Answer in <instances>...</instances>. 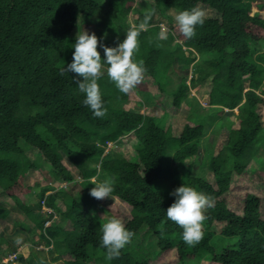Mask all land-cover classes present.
<instances>
[{
	"label": "trees",
	"instance_id": "obj_1",
	"mask_svg": "<svg viewBox=\"0 0 264 264\" xmlns=\"http://www.w3.org/2000/svg\"><path fill=\"white\" fill-rule=\"evenodd\" d=\"M255 1L153 0L146 7L167 18L172 29L166 40H157L161 26L151 19L149 29L141 32L135 59L142 60L147 71L133 93L122 94L105 71L98 84L107 114L96 118L83 105L85 95L75 82L82 78L75 73L60 75L59 70L73 62V31L80 17L96 23L94 33L101 43L117 47L130 29L125 23L129 13L138 15V24L143 20L145 13L134 7L137 0H0V189L15 203L6 208L0 202V217L13 210L27 216L33 225L31 233L39 231L40 241L52 245L51 257L63 259V264H89L94 255L104 264H151L132 250L145 232L155 237L161 253L174 254L180 264L201 260L264 264V193L252 187L255 181L264 185V158L257 156L264 142V18L251 15ZM193 8L204 10L208 18L202 27L197 26L194 38L186 39L175 16ZM105 12L113 17L107 18ZM120 22L123 27L114 24ZM104 28L117 32V39L102 38ZM97 50L106 59L103 48ZM177 61L189 76L191 67L199 64L191 70L190 83L182 78L169 89L166 83L173 81L169 74L175 72ZM150 79L157 94L172 97L166 99L170 108L161 116L145 114V103L138 97L141 87L148 89ZM245 81H249L248 90ZM192 89L201 97L210 96L212 113L199 111L201 98H191ZM134 99L137 107L127 109L125 104ZM183 104L191 106L194 116L181 113ZM216 112H223L221 122H215ZM168 115L173 124H168ZM232 115L235 122L229 120ZM226 130L230 133L225 137ZM208 133L215 136L212 143L206 140ZM129 136L135 139L130 143L134 155L115 148L107 151L110 143L129 140ZM31 150L37 152L36 161ZM66 158L89 194L95 187L94 177L100 182L114 178L112 195L133 207L125 226L135 235L118 259L105 260L106 250L100 246L104 222L99 217L73 196L61 212L57 201L59 193H65L63 188L47 196L57 187L42 186L48 179L46 164L56 183L77 181L78 176L65 166ZM95 160L99 164L91 165ZM196 160L208 169L207 177L193 175ZM31 171L43 174V180L27 185L25 178ZM247 176L253 190L246 191L244 207L236 211L229 195L238 187L246 190L248 185L236 181ZM184 184L215 199L206 212L203 238L192 247L183 242V229L166 216L175 201L170 194ZM35 190L37 207L45 201L53 209L47 218L31 209L30 195ZM54 212L70 221L71 228L57 221L47 226ZM219 223L225 224L221 233L214 228ZM5 240L0 236V246ZM7 241L9 248L0 249V261L19 250L8 237ZM43 253L34 249L33 255Z\"/></svg>",
	"mask_w": 264,
	"mask_h": 264
},
{
	"label": "rangeland",
	"instance_id": "obj_2",
	"mask_svg": "<svg viewBox=\"0 0 264 264\" xmlns=\"http://www.w3.org/2000/svg\"><path fill=\"white\" fill-rule=\"evenodd\" d=\"M152 3H154L153 0L152 1L151 0H137L134 7L135 9H138L140 12L145 13L146 11L149 10L146 6L151 5ZM112 14L113 13L111 12L110 13L105 12V16L107 18H112L113 17ZM251 15L260 16L261 18H264V0H258L254 2L253 8L251 10ZM205 18H208V17H205ZM138 20H139L138 15L134 13L132 14L129 13V16L126 18L125 23L126 25L131 27L132 25H137ZM152 20H153L154 25H157V24H160V26L164 25V27L167 29L166 35L172 29V25L169 23V20L165 17H162L157 10L155 11V14L153 15ZM114 24L118 25L119 28L124 26L122 22H120L119 24L117 23H114ZM96 28H97L96 23L92 21H88L85 17H80L73 31V37L76 38L79 30L80 31L85 30L89 34H92L96 30ZM161 31H162V28H161ZM104 32L105 33L103 34L102 38H105V39H108V38L115 39L116 38L117 39L118 37L117 32L113 33V32L106 30L105 28H104ZM261 47L264 50V45H261ZM186 55L188 57H194V55H191L189 52H187ZM198 64H199L198 62L197 64H194V67H191V70H194V68H196ZM173 67L175 68L174 69L175 72L174 73L171 72V74H169V76L172 78L173 81L166 83L169 89L170 87H176V85L180 83L182 78H184L188 83H190V79L192 76L191 70H190L191 73L189 76V74L186 73V71L182 67L181 62L179 61H177L173 65ZM105 71H106V67H105ZM150 80L152 82H150ZM150 80L146 84L148 89L141 87L140 91H138V97L145 103V106L143 108V112L145 114H148V115L153 114L155 116H159V115L161 116L165 112H167L166 108L167 109L170 108L169 106L166 105L167 103L166 99L170 100L172 99V97L169 98L164 94H159V93L157 94L155 90V84L153 83L152 79ZM245 82H246L245 89L248 90L249 81H245ZM190 95H191L190 96L191 98H194V97L201 98L200 102L203 105V109L201 110V108H199V111L202 114L203 112L207 113L209 109H210V112L212 113V109L214 107L211 108L210 96L208 94H205L204 97H201L196 90L192 89L190 91ZM262 97L264 99V95H262ZM136 101L137 100L135 99L129 100V102L125 104L126 105L125 107L127 109L137 107L138 102ZM158 101L161 102V105L157 104ZM180 111L182 114L190 115V116L192 114L194 116L191 110V106L189 105L183 104ZM227 111H230V110L226 109V112ZM235 112H231V113H235ZM215 114L217 115L215 116L216 121L221 119V117H223L224 115L223 112H218V113L216 112ZM229 120L235 122L237 119L235 115H232L229 117ZM171 121H172V118L170 115H168V119H167L168 124L169 123L173 124V122ZM226 132H227L226 134L225 132H223V134H225V137L229 136V133H230L228 132V130H226ZM214 139H215V136L213 135V133L207 134L206 140H208L209 143H212ZM129 140L121 139L120 143H110L107 147V151L112 148H115L117 149V151L121 152L122 154H127L131 157L132 154L134 155V151L132 150L130 143H133L135 139L129 136ZM29 153L34 161L38 159L36 151L31 150L29 151ZM202 155H203V152H202ZM257 156L264 158V142L260 144L259 150L257 152ZM41 162L45 166L44 162L43 161ZM64 163L67 169L72 174H75L78 176L77 181L73 182L72 184H67L65 182L56 183V181L54 180L55 178H53L52 175L50 174V171L47 170L48 165L46 164V170L44 171V174L46 175L48 174V179L46 178L47 182L42 183L43 187L48 186V185L57 187V190L48 191L47 196L50 194L56 195L57 193L60 192L61 188L65 190V193H59L58 195L57 206L61 210V212L66 211L65 202L69 196H73L81 205H83L88 210L92 211L103 222H106L108 219L115 217V218L121 219L124 222V224H126V222L131 217L130 213L133 209V207L129 203L113 195L109 199H105V200H97L91 197L88 190L81 184L83 179L79 177L78 170L76 169V167H74V165L67 158L64 160ZM98 164H99V161L97 160L91 163V165H94V166ZM192 164H194V168L192 172L194 176H201V177L208 176V173H207L208 169L202 167L201 163H199L196 160V162ZM186 165L188 166L189 164L186 163ZM40 174L41 173H39L38 171L29 172L25 178L26 184L27 185L35 184L36 181L42 179L43 174L42 175ZM250 179L251 177L247 176L245 178H242L236 181L237 183H243L244 186H247V185L248 186L245 191L241 190L238 187L234 189V192L232 193V195H229L231 199L228 202L231 205L232 209H235L236 211H241L243 209L244 207L243 198L247 190H253L254 188L257 190H261L260 193H264L263 192L264 185H261V186L256 185V181H255V182H252L253 183V186H252L253 188H252ZM95 181H97L98 183L100 182L99 180H96V179ZM30 197H31L30 206H31L32 211L47 218L48 214H50L53 211V209L48 208L45 201L41 202V208L37 207L38 195H37L36 190L34 191V194H32V196L30 195ZM0 202L6 208H9L15 205L14 201L9 197V195L1 189H0ZM53 221H57L63 225L66 224L65 226H67V228H71V225H72L70 221H65L61 213H58V212L53 214V217L47 221V226L51 225ZM31 223H32L31 220H29L27 216L15 210L11 211L5 218L0 217V236L6 237V240H5L6 243L2 244L0 246V249L9 248L7 237L10 243L12 245L18 246V249H19L18 252L14 254V255H17V258L14 261H10V259H8L9 255H7L3 258L2 261H0V264H30L29 263L30 259L34 260L35 264H42L43 260L46 261L47 264H63V259H53L51 257V254L50 252H48V250L52 247V245L48 246L46 243H43L40 241L41 238H40L39 231H36L34 234L31 233V228L33 226L31 225ZM224 225H225L224 223L215 224L214 228L216 229V231L221 233ZM146 233L147 232H145V234H143V237L140 239V243H139L140 245H138L137 247V243H136V247L132 249L134 252L141 253L140 255L145 257V259L152 261L151 264H180L174 254L161 253V251L158 249L156 245L155 237L152 236L151 234H149L148 236H145ZM130 245L131 243L129 244L128 247H130ZM34 249H37L39 251H44L45 253H43L41 257H37V255L34 256L33 255ZM21 255H22V259H21ZM89 264H104V262L101 261L100 259H97L96 255H94L92 260H90ZM198 264H210V261L201 260Z\"/></svg>",
	"mask_w": 264,
	"mask_h": 264
},
{
	"label": "clouds",
	"instance_id": "obj_3",
	"mask_svg": "<svg viewBox=\"0 0 264 264\" xmlns=\"http://www.w3.org/2000/svg\"><path fill=\"white\" fill-rule=\"evenodd\" d=\"M155 14V9L145 12L143 20L138 25H132L126 34V38L117 47H107L101 43L95 33L78 31L76 42L73 45V62L60 68V75L75 73L81 80H76L78 89L85 95L83 105L90 108L94 117L103 118L107 114L98 81L106 73L116 88L125 95L133 93L143 82L147 69L142 60L137 61L136 55L140 51L138 37L141 32L147 31L150 21ZM206 12L200 8L184 10L175 16V22L179 32L186 39H192L196 35L197 26L205 23ZM162 31L157 40L167 39V29L161 25ZM159 47L160 45L157 44ZM98 47L103 48L106 59L102 60ZM65 65V63H64ZM227 109V108H226ZM229 110V109H228ZM93 178L94 188L90 196L97 200L109 199L114 192V178H106L96 183ZM170 195L175 197L174 203L167 209L168 220L174 222L183 229V242L192 247L203 238L204 222L208 219L206 212L213 208L215 199L211 195L196 190L185 184L175 189ZM101 247L106 250L105 260L118 259L121 251L132 242L134 232L128 230L124 222L119 218H110L100 225ZM9 255L8 257L13 256Z\"/></svg>",
	"mask_w": 264,
	"mask_h": 264
},
{
	"label": "built area",
	"instance_id": "obj_4",
	"mask_svg": "<svg viewBox=\"0 0 264 264\" xmlns=\"http://www.w3.org/2000/svg\"><path fill=\"white\" fill-rule=\"evenodd\" d=\"M17 258V255H13L11 257H9L8 259H10V261H14Z\"/></svg>",
	"mask_w": 264,
	"mask_h": 264
},
{
	"label": "crops",
	"instance_id": "obj_5",
	"mask_svg": "<svg viewBox=\"0 0 264 264\" xmlns=\"http://www.w3.org/2000/svg\"><path fill=\"white\" fill-rule=\"evenodd\" d=\"M222 119H223V118L219 119V122H221V121H222ZM215 121H216V120H215ZM217 123H218V121H217ZM216 125H217V124H216Z\"/></svg>",
	"mask_w": 264,
	"mask_h": 264
}]
</instances>
